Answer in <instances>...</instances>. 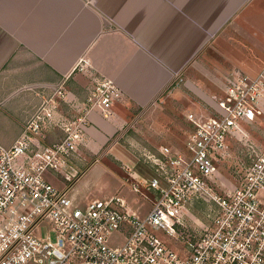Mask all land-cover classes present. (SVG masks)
Wrapping results in <instances>:
<instances>
[{
    "label": "built area",
    "instance_id": "obj_1",
    "mask_svg": "<svg viewBox=\"0 0 264 264\" xmlns=\"http://www.w3.org/2000/svg\"><path fill=\"white\" fill-rule=\"evenodd\" d=\"M36 90L21 132L0 144V264H264V144L248 129L264 113V64L230 72L207 116L187 112L181 146H138L153 174L124 164L122 178L144 206L73 192L89 114L110 117L115 81L94 77L82 98L63 82ZM235 146L247 161L229 176Z\"/></svg>",
    "mask_w": 264,
    "mask_h": 264
},
{
    "label": "crops",
    "instance_id": "obj_2",
    "mask_svg": "<svg viewBox=\"0 0 264 264\" xmlns=\"http://www.w3.org/2000/svg\"><path fill=\"white\" fill-rule=\"evenodd\" d=\"M258 23L264 25V0H0V144L11 145L21 132L36 89L63 82L78 96L104 76L122 97L109 118L89 114L79 165L92 156L98 163L105 149L127 139L139 113L196 70L206 49L234 55L244 41L262 49ZM82 60L88 66L75 69ZM90 162L80 165V176Z\"/></svg>",
    "mask_w": 264,
    "mask_h": 264
},
{
    "label": "rangeland",
    "instance_id": "obj_3",
    "mask_svg": "<svg viewBox=\"0 0 264 264\" xmlns=\"http://www.w3.org/2000/svg\"><path fill=\"white\" fill-rule=\"evenodd\" d=\"M257 25L261 28L258 30L257 39L263 42V46L260 47L262 49L259 50L254 46L248 47V43L245 41L235 45L237 51L234 52V55L233 50L227 48L222 49L224 55L215 50L206 49V54H202L198 59L200 61L196 65V70H188L185 75L180 76L181 80L178 77L157 97L152 105L147 107L142 114L139 113V116L134 120V130H130L127 139L121 138L118 144L110 147L108 154L105 152L107 149H105V154L102 155L98 163L94 162L92 156V169H90L91 166L84 169L78 181L75 185L73 184V192L76 197L88 202L93 199L119 195L127 199H134L138 204L144 206L145 200L137 198L123 180L122 166L127 164L139 172L147 171L152 175V171L143 166L138 157L136 152L138 145H144L145 148H153L154 150L163 145L181 146L185 137V130L189 127L185 122L187 112L207 116L209 111L216 107L214 97L220 96L223 83H225L230 72L241 69H256L257 71L263 66L264 25L261 23ZM244 56L251 62L244 61ZM190 71H193V78L186 76L190 75ZM197 91H199L198 94H196ZM22 95L23 93L20 92L16 96L19 105L22 104ZM84 95L81 93L78 96L82 98ZM262 107L264 108V103H262ZM64 110L68 114L67 109ZM248 129L256 142L264 144V113ZM151 151L153 150L151 149ZM91 160L81 162L83 164L81 167H84L85 163H89ZM246 161L244 151L241 147L235 146L231 157L222 167V170L229 176L236 175L243 169V164ZM84 179H88V185L84 186Z\"/></svg>",
    "mask_w": 264,
    "mask_h": 264
},
{
    "label": "trees",
    "instance_id": "obj_4",
    "mask_svg": "<svg viewBox=\"0 0 264 264\" xmlns=\"http://www.w3.org/2000/svg\"><path fill=\"white\" fill-rule=\"evenodd\" d=\"M142 164H143V163H142ZM143 166L147 167L145 164H143ZM147 168H148V167H147ZM140 172H141V171H140ZM146 172H147V171H146ZM146 172H144V173H143V172H141V173H142V174H145Z\"/></svg>",
    "mask_w": 264,
    "mask_h": 264
}]
</instances>
